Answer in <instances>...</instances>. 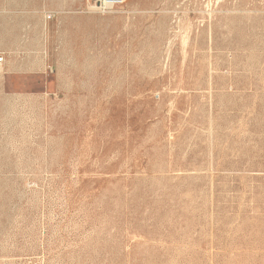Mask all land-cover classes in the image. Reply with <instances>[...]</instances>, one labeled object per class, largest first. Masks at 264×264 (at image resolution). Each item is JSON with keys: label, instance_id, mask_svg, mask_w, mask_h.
Returning a JSON list of instances; mask_svg holds the SVG:
<instances>
[{"label": "rangeland", "instance_id": "374dc122", "mask_svg": "<svg viewBox=\"0 0 264 264\" xmlns=\"http://www.w3.org/2000/svg\"><path fill=\"white\" fill-rule=\"evenodd\" d=\"M0 54V264H264V0H0Z\"/></svg>", "mask_w": 264, "mask_h": 264}, {"label": "built area", "instance_id": "2783aa9c", "mask_svg": "<svg viewBox=\"0 0 264 264\" xmlns=\"http://www.w3.org/2000/svg\"><path fill=\"white\" fill-rule=\"evenodd\" d=\"M93 4V8L101 14L109 13L117 8L122 7L126 0H90ZM5 62L4 55L0 54V66H3Z\"/></svg>", "mask_w": 264, "mask_h": 264}, {"label": "bare ground", "instance_id": "6f19581e", "mask_svg": "<svg viewBox=\"0 0 264 264\" xmlns=\"http://www.w3.org/2000/svg\"><path fill=\"white\" fill-rule=\"evenodd\" d=\"M1 67V66H0ZM4 69H3V66L1 67V69H0V73L3 71Z\"/></svg>", "mask_w": 264, "mask_h": 264}]
</instances>
